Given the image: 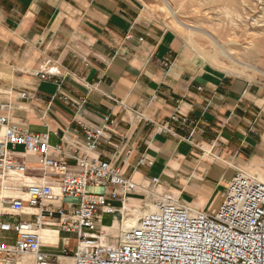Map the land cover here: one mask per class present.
<instances>
[{
  "label": "crops",
  "instance_id": "1",
  "mask_svg": "<svg viewBox=\"0 0 264 264\" xmlns=\"http://www.w3.org/2000/svg\"><path fill=\"white\" fill-rule=\"evenodd\" d=\"M153 5L152 0H0V115L47 134L53 149H65L70 174L83 172L68 157L74 150L79 159L111 161L140 186L123 201H108L116 210L143 211L157 195L170 194L212 211L238 169L264 178V86L198 57ZM193 45L198 48L196 41ZM39 71L61 83L42 80L35 75ZM58 93L85 98L83 110L52 100ZM175 113L187 119L186 126L163 132ZM81 123L107 128L94 150L87 148ZM4 135L0 125V140ZM16 151L29 168L4 181L1 198L23 196L30 183L48 181L58 190L61 175L45 172L39 157L23 146ZM89 191L104 193L101 187ZM105 214L101 225L114 231L118 214ZM42 234L46 240L57 235L54 242L43 241L45 252L76 246L65 232Z\"/></svg>",
  "mask_w": 264,
  "mask_h": 264
},
{
  "label": "built area",
  "instance_id": "2",
  "mask_svg": "<svg viewBox=\"0 0 264 264\" xmlns=\"http://www.w3.org/2000/svg\"><path fill=\"white\" fill-rule=\"evenodd\" d=\"M35 75L61 83L49 73ZM20 95L29 96L26 91ZM51 99L63 100L77 112L86 103L85 98L74 100L64 93ZM3 107L0 103V110ZM114 123L111 120L109 125ZM186 124L187 119L175 113L162 131ZM0 125L5 130L0 140V186L28 171L18 146L38 156L45 172L62 176L58 190L46 181L27 184L21 197H0V264H264V178L238 169L215 212L192 207L170 194L157 195L132 225L130 211L124 206L116 210L108 201H123L140 186L111 161L79 159L74 155L79 151L74 150L68 157L78 160L83 172L70 174L67 151L53 149L47 134L32 132L6 115H0ZM81 128L90 151L107 130L86 123ZM152 182L157 184L159 178ZM92 187H101L104 193L90 192ZM104 212L118 214L116 230L103 228ZM47 227L74 236L76 246L64 247L60 253L43 251L42 231Z\"/></svg>",
  "mask_w": 264,
  "mask_h": 264
},
{
  "label": "rangeland",
  "instance_id": "3",
  "mask_svg": "<svg viewBox=\"0 0 264 264\" xmlns=\"http://www.w3.org/2000/svg\"><path fill=\"white\" fill-rule=\"evenodd\" d=\"M152 1L153 7L166 15L168 24L186 38L188 46L194 49L198 57L240 76L256 79L264 86V73L245 65H257L264 71V0H170L180 19L195 26L194 29L181 25L162 0ZM196 27L216 33L238 60L234 61L220 52L211 39ZM194 41L198 48L194 47ZM252 41L255 45L251 44ZM223 200L224 196L218 197L212 212L218 210ZM141 212H129L128 217L130 220L137 219ZM68 242L69 239L64 240L65 244Z\"/></svg>",
  "mask_w": 264,
  "mask_h": 264
},
{
  "label": "bare ground",
  "instance_id": "4",
  "mask_svg": "<svg viewBox=\"0 0 264 264\" xmlns=\"http://www.w3.org/2000/svg\"><path fill=\"white\" fill-rule=\"evenodd\" d=\"M165 4H167L168 6H169V8L171 9V11H172V13H173V16L175 17V19H177V21L181 24V25H183L184 27H186V28H189V29H194L195 28V26H193V25H191V24H188V23H185L184 21H182L181 19H180V17H179V15H178V13L174 10V6H173V2L172 1H170V0H162ZM196 29H199L201 32H203L206 36H208L210 39H211V41H212V43H213V45L215 46V47H217L218 48V50L220 51V52H224L226 55H228L230 58H232L234 61H236V60H238V59H236L233 55H232V49L231 50H229V49H227L226 47H225V44L223 43V40H221V38L220 37H218V35L216 34V33H214V32H211V31H209V30H206V29H203V28H198V27H196ZM263 42V41H262ZM255 42L254 41H252L251 42V44L252 45H255L254 44ZM249 44H250V42H249ZM251 45V46H252ZM246 46V45H245ZM248 46V45H247ZM263 46V45H262ZM247 48V47H246ZM215 49V48H214ZM252 49V48H251ZM261 54H262V52H261ZM253 57V56H252ZM258 57V56H257ZM238 62V61H237ZM242 62V61H241ZM243 63V62H242ZM238 65V64H237ZM246 66H248V67H250L251 69H253V70H257V71H261V72H263L264 73V71L262 70V68L261 67H259V66H257V65H249V64H245ZM0 195H1V193H0ZM3 196V195H2ZM105 216H111L109 213H106L105 214ZM104 216V217H105ZM136 221V219L135 218H131V220H129V223L130 224H132L133 225V223ZM46 231H55V232H57V230L56 229H51V228H48V229H45ZM45 230H43V231H45ZM42 231V232H43ZM42 238H43V241H45V242H54V241H56L57 240V235L55 236V239H53V240H46L45 238H44V236H43V234H42Z\"/></svg>",
  "mask_w": 264,
  "mask_h": 264
}]
</instances>
